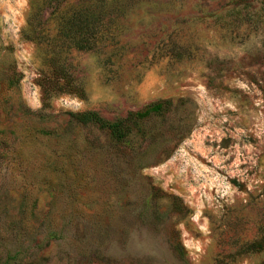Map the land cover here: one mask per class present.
<instances>
[{
	"label": "rangeland",
	"instance_id": "rangeland-1",
	"mask_svg": "<svg viewBox=\"0 0 264 264\" xmlns=\"http://www.w3.org/2000/svg\"><path fill=\"white\" fill-rule=\"evenodd\" d=\"M152 1L84 50L0 0V264H264V0Z\"/></svg>",
	"mask_w": 264,
	"mask_h": 264
},
{
	"label": "trees",
	"instance_id": "trees-1",
	"mask_svg": "<svg viewBox=\"0 0 264 264\" xmlns=\"http://www.w3.org/2000/svg\"><path fill=\"white\" fill-rule=\"evenodd\" d=\"M68 4L65 8L66 14H69L68 20L75 31H79V37L75 39V46L78 49L90 50L98 43L97 33L100 30L112 32L119 29L120 18L125 17L138 9L149 10L154 6L162 10V4L152 0H33L31 6L35 13L39 14L40 19L43 17L45 9H51L54 13ZM35 35H26L29 40H34L37 30L34 29ZM51 44V41L49 42ZM162 104H151L145 111L138 114L145 115L150 111L159 112ZM76 119L84 124L94 123L100 127L110 130L113 136L118 139L125 138L130 132L128 121L130 118H120L115 120L107 119L101 116L97 111L86 110L77 113Z\"/></svg>",
	"mask_w": 264,
	"mask_h": 264
}]
</instances>
